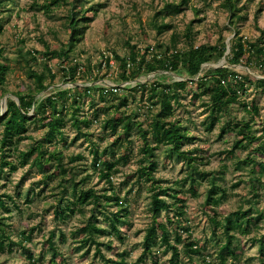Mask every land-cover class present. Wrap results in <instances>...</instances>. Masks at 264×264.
<instances>
[{"label": "trees", "instance_id": "1", "mask_svg": "<svg viewBox=\"0 0 264 264\" xmlns=\"http://www.w3.org/2000/svg\"><path fill=\"white\" fill-rule=\"evenodd\" d=\"M94 0H48L41 5V8L46 12H52L57 6L64 4V26L68 32L67 41L62 42L59 47H51L45 41V51L41 52L37 49H24V39H19L18 55L20 61L25 65V71L31 83L22 90H12L7 87V75L11 71L8 58L4 56V47L0 45V170L4 171L7 167L9 171L16 170L19 166L23 167L27 164L35 165L41 169L44 174L38 184L49 182V179H57V191H52L53 199L49 203V208L52 209L54 218L57 220H66L74 215L77 209L83 217V225L79 229L80 246H86L85 251L89 252L94 245V252L102 257L103 264H137L136 261L128 262L126 254L128 251L122 250L117 252L118 259L108 257L102 251L101 246L107 244L108 247L113 246V235L119 239H123V231L121 224L128 223L126 217L121 215V211H127L128 202L123 199L114 189L113 176L118 171V162L110 157H105L99 154V151L93 152L92 162L95 169H98L99 174L111 184L112 192L107 194L99 193L94 187H87L84 183L89 178L87 176L77 179L75 174H71L67 167V162H73L83 157V152L71 151L68 155L65 153L63 146H59L58 142L66 143V132L64 126L67 124L66 114L71 115V119L77 128L74 139L84 135L89 138L88 131L84 130L81 123H91L94 118H98L99 113L95 111L92 118L87 116L81 117L78 115L81 110V97L83 94H89L92 91H99V98L105 100V96H113L118 98L119 103L114 104L113 101L104 106L107 112L104 118L105 126L110 128L114 133L121 136L128 133L132 128V124H137L143 136V143L140 146L142 157L140 164L136 169V175L139 181H151L150 193V211L151 221L145 227V233L142 239L144 252L149 255H154V248L162 247L165 250L171 251L169 264H213V253L205 252L201 240L193 237L188 226L176 227L170 229L168 222H181L182 216L186 212L185 199L181 193L186 190L180 186L181 180L176 179L173 183L162 184V179L157 177L154 170L157 165L155 160V151L151 147V141L148 136L151 135L153 141L157 143L159 148L169 155L174 153L185 159L190 168L188 175L183 180H190L191 185L195 184L196 175L207 176L209 172L199 170L195 165V160L198 159L194 155L193 150L183 148L185 142L191 141L198 136L192 134L188 127L183 125L182 120L176 114L177 105H181V98L185 91V87L191 82H196L202 91L195 92L193 96L201 97L202 94L207 95V102L204 103L208 109V128H212L215 122H221L222 117L229 113L231 105L234 102H239L246 113H258V105L254 100L251 102L241 99V94L249 85L264 87V27H260V33L254 39L245 37L240 34L241 30L239 22L247 18L246 8L248 0H220L221 5L227 12L228 26L232 28L234 36L226 41L225 36L220 35L215 42L205 41L200 44L194 43L193 23L192 19L186 26L185 43L179 46L177 34L172 33L169 39H162L155 45H147L143 49L135 44L127 41L129 53L120 55L114 53V57L120 61L121 71L117 79L120 82L135 80L142 74L150 72L164 71L156 75L151 82L138 81L135 84H127L122 87L124 90L142 89V96L146 95L147 112L145 116L149 118L148 126H144L141 121L135 119L138 112L134 108L130 113L124 111L119 115L120 108L126 107L128 104V96H119L112 87L100 86L94 84L91 86L62 87L56 86L51 88L49 94L45 97H37L39 93L48 89L57 76L53 69L50 60L57 58V63L61 66L63 72V81L76 83L84 75L79 70L82 64L77 61H69L71 52L76 44L82 40L89 21L98 7L93 2ZM191 0H171L164 4L162 9L155 11L151 20L153 27L161 34L165 30L172 27L171 23L166 22V17L180 13L185 10ZM263 1L258 3L256 15L263 9ZM18 0H0V33L3 31L5 22L9 20V16L14 7L17 6ZM88 4V5H87ZM196 14L200 7L192 6ZM94 14H93V13ZM90 13L92 15L90 16ZM8 14V15H7ZM44 59L41 62L39 55ZM225 58L226 62L233 66H215L209 67L202 72L204 63H214ZM109 62V59H105ZM242 65L249 69H257L261 77H257L251 71L240 73L234 65ZM173 71L178 76L185 77L182 80L168 81L164 77H171L165 73ZM8 93L15 95V98L8 96L6 98V108L3 113L1 109V99ZM94 102V99H91ZM112 108V109H110ZM110 109V110H109ZM33 113L31 114V111ZM126 110V109H125ZM45 128L44 134L39 138L34 137L30 132L31 124ZM237 127V133L242 135V138L233 142L230 149H226V154H233L238 147L246 148L254 144L253 156L250 153L244 160L239 162H251L250 168L253 172L257 171V166L264 169V138L258 136L253 131L251 118H243L232 125V121L227 119L222 121L220 136L223 133ZM119 127H121L119 129ZM264 129V126L261 127ZM24 140H28V146L24 149L20 147ZM55 140V141H54ZM91 143L94 144L91 140ZM49 144H54L52 148ZM67 146V145H66ZM68 147V146H67ZM112 154L115 155L113 146ZM107 148L104 149V153ZM54 168L53 172H48L46 169ZM257 179H261V175H256ZM252 180V189L256 195L258 187ZM210 188L206 192L204 205L213 211L210 215V220L213 221L214 228L212 237L215 240L218 251V258L221 264H239L238 258L239 244L232 246L233 240L236 239L237 233H246L250 231V223L254 217L257 221L264 216V210L256 208V214L251 215L254 207L251 205L248 208H239L234 214H228L222 218L218 217L217 205L223 197L226 196V190L217 183L216 177L210 181ZM216 187H220L221 193L215 191ZM40 194L31 187L27 191V200H33L35 195ZM104 196L108 200L116 203L118 209L105 213L107 226H101L96 222V209L104 210L106 202L101 201ZM171 198V200H169ZM20 209L19 203L9 193L0 191V253L12 250L14 245H20L23 252L26 253L28 262L26 264H37L40 260V255L35 253L26 245V242L31 239V233L24 229L19 232L22 239L15 241L13 239V230L10 224L6 222V216L3 211H10V204ZM93 203L91 208L88 204ZM175 208L174 215L166 213L161 215L162 210ZM90 210L88 216L87 211ZM165 220V221H164ZM256 222L254 228H257ZM224 228L222 233H219L220 228ZM186 232V236H184ZM56 231L51 230L46 238L48 244L47 252L51 253V258L54 260L59 254L55 242ZM60 237H64V233L60 232ZM104 235V238L100 237ZM174 235V240L172 236ZM263 234L257 239L259 248L264 250ZM185 248L187 259L182 257V251L179 243ZM227 252V254L225 253ZM231 256L232 260H229ZM144 255L138 260H144ZM264 264V259H261ZM65 264H69L65 262ZM153 264H157L156 262Z\"/></svg>", "mask_w": 264, "mask_h": 264}, {"label": "rangeland", "instance_id": "2", "mask_svg": "<svg viewBox=\"0 0 264 264\" xmlns=\"http://www.w3.org/2000/svg\"><path fill=\"white\" fill-rule=\"evenodd\" d=\"M48 0H18L17 6L9 16V20L5 22L3 31L0 33V45L4 47V56L7 57L8 63L12 68L7 75V87L12 90H22L31 80L26 74L25 65L19 59V39H24V49H37L41 52L45 51L44 45L47 41L50 46L59 47L62 42L67 41L68 32L64 26L65 5L61 4L53 9L52 12H46L41 8V5ZM171 0H94L93 2L99 8L89 21L82 40H80L74 50L71 52L69 61L80 62L83 66L79 70L84 75L76 83L63 81V72L61 66L57 63V58H52L50 63L56 71L57 76L54 83L46 90L42 91L37 97H45L49 94V90L56 86L75 87L91 86L99 84L100 86L119 87L116 93L119 96L127 95L128 104L126 107H121L118 114L130 113L134 108L137 109L135 119L142 122L144 126H148L149 118L145 116L147 110L146 95L142 96V89L124 90L127 84H135L138 81L151 82L153 78L164 71L150 72L142 74L135 80L120 82L117 79L121 71V64L114 57L117 52L120 55L129 53L127 41L137 45L143 49L148 44L155 45L162 39H169L172 33L177 34L179 46L185 43V29L187 24L192 19H200V22L195 20L193 23L194 43L200 44L205 41L215 42L222 35L225 36L228 42L234 36L231 27L228 26V16L220 0H191L185 10L178 14L166 17L165 21L171 23L172 27L165 30L161 34L153 27L151 20L155 11L162 9L164 4ZM245 1V0H243ZM261 0H248L246 8L247 18L239 22L240 34L245 37L254 39L260 33V27H264V0L262 11L256 15L258 3ZM88 5V4H87ZM200 7L198 14L194 8ZM90 13V16L92 15ZM8 15V14H7ZM41 62L44 59L39 55ZM106 58L109 62H106ZM0 60H4L1 58ZM233 66L226 62L225 58L214 63H204L202 72L209 67L215 66ZM240 72L251 71L257 77H261L260 72L255 69H249L240 64L234 65ZM119 73V74H118ZM165 73L171 77H164L168 81L182 80L185 77L178 76L173 71ZM202 91L196 82H191L185 87V91L181 98L182 104L177 105L176 114L182 120L183 125L188 127L192 134L197 138L185 142L183 148L193 150L194 155L198 157L195 160L196 167L201 171L209 172L207 176L196 175L195 184L191 185L190 180H183L189 173L190 168L185 159L179 158L175 153L169 155L159 148L156 142L153 141L151 135L148 136L151 141V147L155 151V160L157 161L154 170L157 177L162 179V184L173 183L176 179L181 180L180 186L185 188V192L181 193L185 199L186 212L181 218V222H168L170 229L176 227L190 228L193 237L201 240L205 252L213 253V264H221L218 258V251L212 237L214 228L213 221L210 220V215L213 211L204 205L206 192L210 188V181L213 176L216 177L217 183L226 190V196L221 199L217 205L218 217L222 218L228 214H234L239 208H248L251 205L254 207L251 215L256 214V208L264 210V169L257 166V171L253 172L251 162H239L244 160L250 153H253L254 144L249 148L238 147L231 155L226 154V149H230L233 142L242 138L241 134L237 133V127L220 136L222 121L230 119L232 125L236 124L241 119L251 118L253 131L258 136L264 138V87L249 85L241 94V99L251 102L254 100L258 105V113L252 116L245 112L242 105L237 101L231 105L229 113L222 117L221 122H215L212 128H208V109L204 104L207 102V95L202 94L201 97H194L195 92ZM11 96L15 99L14 94L8 93L4 97ZM2 97V100L4 99ZM104 99L99 98V91H92L88 95L85 93L81 97V110L78 115L81 117H93V113L98 111V118L93 117V121L89 124L83 122L81 126L88 131L89 138L84 135L74 139L77 128L74 125L71 115L66 114L67 124L64 126L66 132V143L59 141L58 145L63 146L65 153L68 155L71 151L83 152V157L73 162H67L66 165L70 169L71 174H75L77 179H81L89 174V178L84 183L87 187H94L99 193L112 192L111 184L99 174V170L95 169L92 162L93 152L99 151L100 155L110 157L118 162V171L113 176V186L115 191L128 202L127 211H121V215L125 216L128 223L121 224L123 231V239H119L113 235V246L108 247L107 244L101 246L102 251L108 257L118 259L117 252L126 250V260L128 262L136 261L137 264H169L171 256L170 250H165L155 246L154 255H149L144 252L142 239L145 233V227L151 221L150 211V189L151 181H139L136 175V169L140 164L142 157L140 146L143 143V136L137 124H132V128L126 134L119 136L110 128L105 126L104 118L106 111L104 106H109L110 102L119 103V99L113 96L106 95ZM94 99V102L91 101ZM112 109V108H110ZM109 109V110H110ZM126 109V110H125ZM113 110V109H112ZM33 110L31 111V114ZM121 127H119L120 129ZM45 128L31 124V133L34 137L39 138L44 134ZM91 140L95 142L91 143ZM55 141V140H54ZM68 147H67V146ZM113 146L115 155L112 154ZM28 146V140H24L20 147L22 149ZM54 144H49L52 148ZM107 148L104 153V149ZM264 158V156H263ZM48 172L54 173V168L46 169ZM44 172L35 165L27 164L23 167L19 166L14 171H9L6 167L4 171L0 170V191L9 193L15 200L18 201L20 209L15 208L11 202L10 211H3L7 217L6 222L10 224L13 230V239L18 241L22 239L19 235L21 230H28L31 233V239L26 242V245L41 258L37 264H103L102 257L94 252V245L90 251H85L86 246H80L79 229L83 225V217L80 210L66 220H57L54 218L52 209L49 207V201L53 199L52 191H57V179H49L47 184L38 182L41 181ZM256 175H261V179H257ZM258 187L259 195H256L252 189V180ZM33 187L40 194L35 195L33 200H27V191ZM220 187H216L215 191L221 193ZM171 200V198H169ZM102 202H106L104 210L96 209V222L101 226H107L108 222L105 218V213L115 211L116 203L108 200L106 197H101ZM93 203L88 204L91 208ZM176 207L162 210L161 215L169 213L174 215ZM90 210L87 211L88 216ZM165 221V220H164ZM255 222L257 228H254ZM250 231L246 233H237L236 239L233 240L232 246L239 244V252H241L238 262L239 264H262L261 259H264V250L259 248V244L255 236L264 235V216L258 221L254 217L250 223ZM51 230L56 231L55 242L60 250V254L53 260L51 253L47 252L48 244L46 238ZM224 228L219 229L222 233ZM60 232L64 233V237H60ZM186 236V232L183 233ZM102 239L104 235H100ZM174 240V235L172 236ZM264 239V236H263ZM182 251V257L187 259L185 248L182 243H179ZM227 254V252H225ZM144 260L138 259L143 256ZM228 255V254H227ZM229 260H232L231 256ZM28 259L26 253L20 245H14L12 250L0 253V264H26Z\"/></svg>", "mask_w": 264, "mask_h": 264}, {"label": "water", "instance_id": "3", "mask_svg": "<svg viewBox=\"0 0 264 264\" xmlns=\"http://www.w3.org/2000/svg\"><path fill=\"white\" fill-rule=\"evenodd\" d=\"M202 67H203V65H202ZM5 108H6V97H4V99L1 102V109H2L1 113H3L5 111Z\"/></svg>", "mask_w": 264, "mask_h": 264}, {"label": "built area", "instance_id": "4", "mask_svg": "<svg viewBox=\"0 0 264 264\" xmlns=\"http://www.w3.org/2000/svg\"><path fill=\"white\" fill-rule=\"evenodd\" d=\"M112 88H113L114 91H117L119 89V87H117L115 85Z\"/></svg>", "mask_w": 264, "mask_h": 264}]
</instances>
